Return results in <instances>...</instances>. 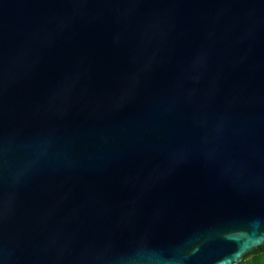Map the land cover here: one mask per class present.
I'll list each match as a JSON object with an SVG mask.
<instances>
[{"label":"water","instance_id":"95a60500","mask_svg":"<svg viewBox=\"0 0 264 264\" xmlns=\"http://www.w3.org/2000/svg\"><path fill=\"white\" fill-rule=\"evenodd\" d=\"M263 247L264 0H0V264Z\"/></svg>","mask_w":264,"mask_h":264},{"label":"trees","instance_id":"16d2710c","mask_svg":"<svg viewBox=\"0 0 264 264\" xmlns=\"http://www.w3.org/2000/svg\"><path fill=\"white\" fill-rule=\"evenodd\" d=\"M241 264H264V247L245 257Z\"/></svg>","mask_w":264,"mask_h":264}]
</instances>
